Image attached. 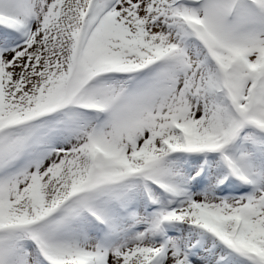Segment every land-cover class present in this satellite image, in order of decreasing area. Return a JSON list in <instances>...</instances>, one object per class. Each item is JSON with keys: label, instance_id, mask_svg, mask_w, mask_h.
<instances>
[{"label": "snow or ice", "instance_id": "obj_1", "mask_svg": "<svg viewBox=\"0 0 264 264\" xmlns=\"http://www.w3.org/2000/svg\"><path fill=\"white\" fill-rule=\"evenodd\" d=\"M0 264H264V0H0Z\"/></svg>", "mask_w": 264, "mask_h": 264}]
</instances>
